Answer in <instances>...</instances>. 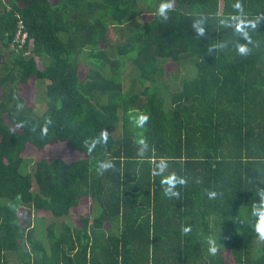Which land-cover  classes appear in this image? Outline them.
Returning <instances> with one entry per match:
<instances>
[{
    "label": "trees",
    "instance_id": "1",
    "mask_svg": "<svg viewBox=\"0 0 264 264\" xmlns=\"http://www.w3.org/2000/svg\"><path fill=\"white\" fill-rule=\"evenodd\" d=\"M257 211L264 0H0V264H264Z\"/></svg>",
    "mask_w": 264,
    "mask_h": 264
},
{
    "label": "rangeland",
    "instance_id": "2",
    "mask_svg": "<svg viewBox=\"0 0 264 264\" xmlns=\"http://www.w3.org/2000/svg\"><path fill=\"white\" fill-rule=\"evenodd\" d=\"M141 17L149 18L150 15L143 14ZM110 36H111L112 41H116V40L118 41V40H121L123 38V32L116 29V27H112V30L110 29V31H109V38H110ZM102 46H103V44H102ZM187 58L182 59V63L185 64V66L183 67L184 72L189 71V68L191 67L190 60H187ZM128 67L129 68H128L126 75H125V84L128 85V89H131V87H132L133 90H140L141 86L133 84V81H132V76L137 75L135 67H133L131 64ZM80 70H81V74H83L85 72V68L82 65H80ZM191 74H192V71L189 73V76ZM35 85L37 87V93H38L37 97H36ZM24 89H25V92H23L22 94L25 96L26 103L28 105H34V111L36 113L41 112L43 105H42V101H38V98H39V95L41 96L44 93V89H45L44 83H41V84L37 83L36 84L34 82V80L31 79L30 82L25 86ZM64 151H65V149L64 148L61 149L60 147H57L56 150H52L50 145L45 148V153H47V155H49V156L62 155V154H64ZM29 152H30L29 150L25 151L23 153L24 157H31V158L35 157V156H32L31 154H29ZM32 165H33V162L26 163V171H30ZM86 202H87L86 199L82 200V203L85 204ZM19 216L22 218V220H25L28 217V213L26 210H20ZM75 221L77 223L76 219H75ZM262 236H264V234ZM250 246H251V244H250ZM227 259L230 260L229 257H227Z\"/></svg>",
    "mask_w": 264,
    "mask_h": 264
},
{
    "label": "clouds",
    "instance_id": "3",
    "mask_svg": "<svg viewBox=\"0 0 264 264\" xmlns=\"http://www.w3.org/2000/svg\"><path fill=\"white\" fill-rule=\"evenodd\" d=\"M144 119L146 120L147 117H145ZM108 166H110V165H102V167H108ZM254 214L260 215L261 221H260V228L258 230L259 231H264V213H260L259 211H257V213H254Z\"/></svg>",
    "mask_w": 264,
    "mask_h": 264
}]
</instances>
